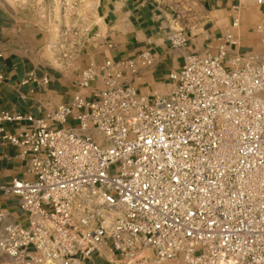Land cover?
<instances>
[{"label": "built area", "instance_id": "obj_1", "mask_svg": "<svg viewBox=\"0 0 264 264\" xmlns=\"http://www.w3.org/2000/svg\"><path fill=\"white\" fill-rule=\"evenodd\" d=\"M169 40L181 48L189 37L170 28ZM221 40L217 54L187 55L164 93L134 84L159 61L149 49L91 60L72 100L40 116L0 111V145L18 147L25 166L0 184L20 212L0 209L11 264H80L105 244L120 264H264V53L231 52V33ZM87 42L64 29L63 58Z\"/></svg>", "mask_w": 264, "mask_h": 264}, {"label": "crops", "instance_id": "obj_2", "mask_svg": "<svg viewBox=\"0 0 264 264\" xmlns=\"http://www.w3.org/2000/svg\"><path fill=\"white\" fill-rule=\"evenodd\" d=\"M253 4L247 0H204L203 18L199 25L187 28V45L176 48L169 40L172 20L162 8L150 0H99L97 16L105 34L89 40L85 52L78 59L83 65L91 60L102 63L106 58L115 60L139 57L146 50L157 53L159 61L152 69L143 68L135 76V86L144 95L167 92L170 88L169 74L180 68L185 57L191 53H218L221 38L227 33L233 35L237 44H231V52L254 51L264 53V3ZM104 38L114 46L107 47ZM39 51L36 36L22 34L21 29L10 21L0 8V72L6 80L0 85V111L9 110L16 114H34L53 110L62 103H69L78 91L75 81L78 70L56 69L38 63L35 59ZM140 60V59H138ZM142 65V62H140ZM80 69V68H78ZM38 76L48 73L51 82H24L29 73ZM165 91H161L164 90ZM25 121L21 123L23 125ZM20 124H6L10 131H16ZM18 147L11 144L0 145V184L22 176L24 161L19 157ZM0 209L20 216L17 200L0 198ZM80 264H120L119 257L111 251L109 244L101 246L90 258Z\"/></svg>", "mask_w": 264, "mask_h": 264}, {"label": "rangeland", "instance_id": "obj_3", "mask_svg": "<svg viewBox=\"0 0 264 264\" xmlns=\"http://www.w3.org/2000/svg\"><path fill=\"white\" fill-rule=\"evenodd\" d=\"M150 1L169 15L174 29L184 28L187 33L189 26L199 25L202 21L204 0ZM247 1L256 4L255 0ZM0 8L6 12L10 21L16 28L21 29L22 34L26 35L27 38L36 36L39 51L35 59L47 67L69 68L70 71H76V69L80 70L87 65H83L82 58L76 57V60L63 58L59 46L61 33L64 29H80L86 41L92 40V37L96 35L100 38L102 34H105V28L103 25L101 26V21L86 23L83 19L81 15L82 0H73L72 6L67 7H63L60 0H0ZM85 51L83 50L81 55ZM83 92L87 95L90 94V90ZM0 264H11L10 257L0 252Z\"/></svg>", "mask_w": 264, "mask_h": 264}, {"label": "bare ground", "instance_id": "obj_4", "mask_svg": "<svg viewBox=\"0 0 264 264\" xmlns=\"http://www.w3.org/2000/svg\"><path fill=\"white\" fill-rule=\"evenodd\" d=\"M98 1L99 0H82L81 15L86 23L99 20L97 16ZM71 4H73V0H71Z\"/></svg>", "mask_w": 264, "mask_h": 264}]
</instances>
